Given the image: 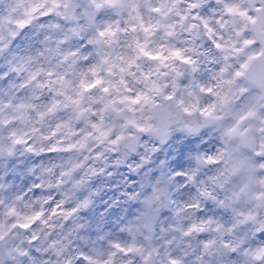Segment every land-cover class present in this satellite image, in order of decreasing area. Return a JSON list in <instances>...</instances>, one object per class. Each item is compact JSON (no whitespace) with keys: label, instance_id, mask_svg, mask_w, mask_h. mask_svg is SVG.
I'll return each mask as SVG.
<instances>
[{"label":"clouds","instance_id":"obj_1","mask_svg":"<svg viewBox=\"0 0 264 264\" xmlns=\"http://www.w3.org/2000/svg\"><path fill=\"white\" fill-rule=\"evenodd\" d=\"M0 264H264V0H0Z\"/></svg>","mask_w":264,"mask_h":264}]
</instances>
